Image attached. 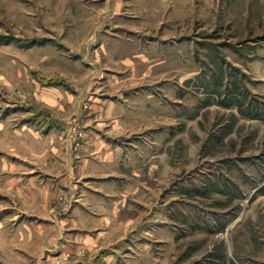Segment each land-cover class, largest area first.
Wrapping results in <instances>:
<instances>
[{
  "label": "rangeland",
  "instance_id": "374dc122",
  "mask_svg": "<svg viewBox=\"0 0 264 264\" xmlns=\"http://www.w3.org/2000/svg\"><path fill=\"white\" fill-rule=\"evenodd\" d=\"M0 264H264V0H0Z\"/></svg>",
  "mask_w": 264,
  "mask_h": 264
},
{
  "label": "crops",
  "instance_id": "0c3cea01",
  "mask_svg": "<svg viewBox=\"0 0 264 264\" xmlns=\"http://www.w3.org/2000/svg\"><path fill=\"white\" fill-rule=\"evenodd\" d=\"M84 246L86 247L85 249H88V250L91 249V248H88V247H87V244H85V243H84ZM89 247H90V246H89Z\"/></svg>",
  "mask_w": 264,
  "mask_h": 264
}]
</instances>
